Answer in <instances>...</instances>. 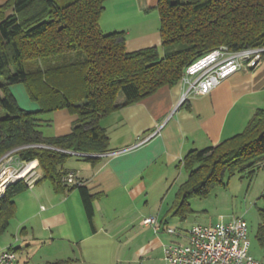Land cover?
<instances>
[{"label": "trees", "instance_id": "obj_1", "mask_svg": "<svg viewBox=\"0 0 264 264\" xmlns=\"http://www.w3.org/2000/svg\"><path fill=\"white\" fill-rule=\"evenodd\" d=\"M107 1L7 0L0 4V158L17 149L22 161H38L42 176L36 183L49 180L60 194L77 188L92 227L98 196L81 181L68 183L72 172L65 163L73 152L111 151L102 118L182 81L190 64L221 45L232 51L264 47V0H159L163 53L156 46L128 50L125 31H103L100 19ZM72 51L78 56L68 57ZM15 83H24L39 105L37 110L20 106L10 88ZM58 109L77 115L72 130L46 136L42 127L50 120L42 114ZM182 162L188 178L179 187L173 209L185 218L189 198L224 184L226 172H254L264 163V108L255 111L243 131L216 145L189 151ZM28 188L19 179L7 184L0 195V236L18 210L16 196ZM257 236L264 241V209Z\"/></svg>", "mask_w": 264, "mask_h": 264}, {"label": "crops", "instance_id": "obj_2", "mask_svg": "<svg viewBox=\"0 0 264 264\" xmlns=\"http://www.w3.org/2000/svg\"><path fill=\"white\" fill-rule=\"evenodd\" d=\"M158 3L108 0L100 26L105 32L125 31L128 50L152 46L161 50ZM20 84L10 86L19 103L20 97L25 101L27 96ZM186 89L183 81L164 86L103 117L111 151L88 159L77 157L65 166L98 196L94 200V227L77 188L60 194L49 180H41L16 196L18 211L23 212L20 221L29 236L36 242L59 243L61 252L48 261L71 258L72 264H165L164 244L185 240L179 232L188 230L180 228L188 218L177 220L179 215L166 199L156 202L155 194L177 185L184 169L182 160L189 151L216 145L243 131L255 111L264 108V59L256 68L231 73L209 93L191 94L180 103ZM123 99L120 95L118 101ZM30 102L31 109L39 108ZM59 113L62 120L57 136L70 133L77 118L67 109ZM155 215L161 224L159 232L141 224L143 218ZM167 227L177 232L169 233Z\"/></svg>", "mask_w": 264, "mask_h": 264}, {"label": "built area", "instance_id": "obj_3", "mask_svg": "<svg viewBox=\"0 0 264 264\" xmlns=\"http://www.w3.org/2000/svg\"><path fill=\"white\" fill-rule=\"evenodd\" d=\"M264 58V47L244 48L232 51L221 45L190 64L183 74L182 81L187 86L180 103L189 95L209 93L224 78L240 69H252L260 65ZM157 133L148 135V140ZM17 149L9 151L0 158V195L10 182L24 179L30 188L42 176L36 160L26 162L32 165L27 174L21 172L14 177L6 176L9 168L18 161ZM77 156H97L99 154L73 152ZM36 162V164H35ZM20 163V162H19ZM22 163V162H21ZM68 183H81L70 173ZM44 208V206H42ZM142 225L152 226L156 232L161 229L158 216H148L141 221ZM169 233L176 229L167 227ZM184 241H170L163 246L165 264H261L252 254L250 247L248 222L242 217L230 221H221L213 225L193 224L186 232H179ZM16 250L8 247L0 252V264H18Z\"/></svg>", "mask_w": 264, "mask_h": 264}, {"label": "rangeland", "instance_id": "obj_4", "mask_svg": "<svg viewBox=\"0 0 264 264\" xmlns=\"http://www.w3.org/2000/svg\"><path fill=\"white\" fill-rule=\"evenodd\" d=\"M6 1L7 0H3V3ZM67 55L70 58H75L78 56V52L72 51L67 53ZM20 85H23L26 90L24 83ZM20 99L21 103L19 104L23 109H38V107H35L36 109H31L33 107L30 106V101L33 100L30 98L28 92L27 96H25V101L22 97H20ZM32 103H35V101ZM35 105L37 106L36 103ZM59 110L60 109L42 114L44 118L50 120L49 123L45 122L42 127L46 136H55L56 128L59 127V122L62 120ZM77 157L78 156L75 154L69 156L65 166H68L69 163H72ZM25 168L26 162L19 158L18 161L9 168L6 176L10 175L14 177L19 175ZM187 178L188 172L185 169L181 170V174L177 177V185L173 187V189L172 187L169 188V191L166 189V191L162 193L158 194L157 192L154 200L156 202H161L163 198L164 200L166 199L167 205L170 208L172 207L173 210V206L176 200H178L177 194L179 192V187ZM223 179L225 182L224 184L214 186L208 193L204 195H195L189 198L188 205L190 209L187 212L188 220L181 223L180 228L189 229V227L195 223L213 225L221 221H230L235 217H242L249 225V238L252 243L251 251L256 259H258L261 264H264V241H261L257 236L260 223V211L264 209V163L257 165L254 172H250L249 170L235 172L233 174L226 172ZM175 210L174 208V211ZM22 213L23 212L17 210L8 229L0 236V252L12 245L18 255V264H43L45 260L48 261L54 258V256L61 252L58 248L59 243L57 241L54 243L51 240L36 242L35 239H32L26 232L24 225H22V221H20ZM175 217L177 220L181 219L180 215ZM63 245L65 246L66 242ZM67 253L68 252H65L63 254L66 255ZM67 259L69 258H66V260Z\"/></svg>", "mask_w": 264, "mask_h": 264}, {"label": "bare ground", "instance_id": "obj_5", "mask_svg": "<svg viewBox=\"0 0 264 264\" xmlns=\"http://www.w3.org/2000/svg\"><path fill=\"white\" fill-rule=\"evenodd\" d=\"M36 164V162H35ZM32 165L28 164L25 169L22 170L25 174L29 173L31 171Z\"/></svg>", "mask_w": 264, "mask_h": 264}]
</instances>
